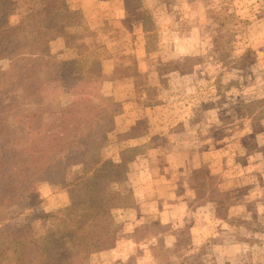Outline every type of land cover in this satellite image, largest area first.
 I'll list each match as a JSON object with an SVG mask.
<instances>
[{
    "label": "rangeland",
    "instance_id": "obj_1",
    "mask_svg": "<svg viewBox=\"0 0 264 264\" xmlns=\"http://www.w3.org/2000/svg\"><path fill=\"white\" fill-rule=\"evenodd\" d=\"M21 1L46 11H78L71 8L77 6L73 0L66 10L64 0ZM103 1L98 4L102 10L98 30L81 26L68 38H56L61 44H48L54 39L39 47L40 58L55 61L101 50L103 79L52 80L48 77L55 74L48 71L40 91L55 114L72 101L111 96L121 103L114 128L98 136L90 155L120 162L127 171L124 181L107 185V190L136 192L142 200L156 201L155 215L159 216L158 203L170 215L172 221L165 227L155 219L138 227L136 237L142 241L129 255L124 251L131 239L121 234L122 254L111 264H264V118L256 116L261 106L249 108L251 114L246 107L264 99V0H119L124 2L125 17L110 11L116 7L114 0ZM146 16L148 34L155 36L149 50L143 31ZM64 40L72 49L69 58L64 57ZM9 68V60L0 58V72ZM8 96L0 93V106ZM41 126L30 127L40 134ZM142 144L144 153L121 160L123 148ZM78 159L69 160L60 176L35 177L28 200L15 212L33 218L19 232L30 230L39 236L40 218L64 206V198L68 203L67 189L82 175ZM124 209L104 217L115 244ZM143 210L152 218V208ZM211 232L215 235L204 241L202 236ZM161 233L175 235L174 248L165 243L157 249L163 239L156 234ZM8 235L0 226L2 264H18ZM151 235L146 244L143 239ZM59 245L68 257L69 238ZM91 254L80 252L72 260L108 261H91Z\"/></svg>",
    "mask_w": 264,
    "mask_h": 264
},
{
    "label": "trees",
    "instance_id": "obj_2",
    "mask_svg": "<svg viewBox=\"0 0 264 264\" xmlns=\"http://www.w3.org/2000/svg\"><path fill=\"white\" fill-rule=\"evenodd\" d=\"M13 14L18 18L11 19ZM147 19L143 18V31L145 49L149 50L154 48L155 36L148 34ZM81 26L85 27V21L78 11H46L33 2L0 0V58L10 62V68L0 72V93H9L0 106V226L9 231L10 249L18 264H75L72 257L80 252L93 254L114 247L115 237L104 217L134 205L131 193L106 188L126 179L122 163L90 155L98 136L114 128L121 103L102 96L69 102L55 114L42 100L40 86L48 71L55 74L48 77L52 80L58 76L78 83L103 79L105 56L101 50L80 51L76 58L64 61L39 57L41 44L68 38ZM263 104L264 99L246 104L248 114L261 106L256 116L264 118ZM36 123L42 125L40 134L31 130V124ZM144 147L123 148L121 160L144 153ZM75 157L81 160L82 175L69 185L68 203L40 218L43 232L39 236L30 230L19 232L33 218L15 212L28 200L35 177L60 176ZM66 237L70 240L68 257L59 245ZM3 258L0 254V264Z\"/></svg>",
    "mask_w": 264,
    "mask_h": 264
},
{
    "label": "crops",
    "instance_id": "obj_3",
    "mask_svg": "<svg viewBox=\"0 0 264 264\" xmlns=\"http://www.w3.org/2000/svg\"><path fill=\"white\" fill-rule=\"evenodd\" d=\"M71 1L72 0H64V10H66L68 7H70ZM73 1L76 2L77 6L71 7V8L74 10L76 9V10L80 11V13L82 14V16L84 18L86 29L91 30V31L98 30L99 27L102 25V22H101L102 18L99 17V16H102V12H101L102 10H98V8L100 7L98 4L101 5V3H105V2L103 0H73ZM107 2H110L113 4V0L106 1V3ZM114 2L116 4V7L111 8L110 11L117 13L118 15H120V17H121V15L125 17L126 11H125L124 2L120 3L119 0H114ZM48 44H50V45L51 44H61V40L56 39L54 41L49 42ZM66 46L68 47V45H66V42L64 40V57L69 58V57H71L70 55H72L71 54L72 49H68ZM109 62H113V58L111 59V57H110ZM120 113H122V111ZM119 116H122V115H119ZM115 118L117 119V116ZM135 158L137 159L138 157H135ZM135 158H132L130 160H133V159L136 160ZM66 178L68 181L70 179V176L66 175ZM133 195H134V205H133V207L124 209V210H126V215L124 216L125 220H123V223H124V225L122 226L123 228L119 229L117 234L115 233L118 236L116 239L118 241H116V244L111 249H108V250H105L102 252L93 253V254L89 255V258L91 257L90 258L91 261H94L93 259H96L95 261H99L103 258H106V259H108L106 264H111L112 262L119 260L121 254H122V252H119V249H118V246L123 245L122 241H121L122 238L120 237L121 234L125 233L126 239H131V244H130L131 246L128 248V250H127V246H126L125 251H124L125 255H129V253H131V251H132L131 249H132L133 245L135 246L136 243L138 244V242L142 241V239H138L136 237V232L138 230V227L139 228H141L142 226L144 227L143 224L146 223L148 220H152V219H155L158 223L160 222V225H162V227H165L167 225L166 223H169L172 221L170 219L169 213L166 212L165 208L160 207L159 203H158V214H159V216L155 215V209L153 206L154 203L156 202L155 200L154 201L151 199L142 200V199H140V196L137 197L136 192H134ZM66 203L67 202H65V198H64V205ZM144 206H147V207L149 206L150 208H152L154 210L153 214L150 213L153 215L152 218L150 216H148V217L145 216V213L143 210ZM139 213H141V215ZM174 221H175V219H174ZM213 233L214 232H211V234H208V235L205 233L202 236L204 238V241L207 238H212L215 235ZM153 237L154 236L151 235L150 237H146L143 240L146 244L147 243L149 244L150 243L149 239H152ZM158 237H161L163 239V241H162L161 245H158L157 249H159V246H162V248H163L165 243H166L165 245H168L166 248H169V247L174 248V246L177 243L175 235H172V234H168V235H163V233H161L160 235L156 234V238H158ZM147 238H149V239H147ZM124 246H125V244H124ZM153 248L154 247H152L151 251L154 250ZM144 252H146V250H144ZM96 264H100V262H98Z\"/></svg>",
    "mask_w": 264,
    "mask_h": 264
}]
</instances>
